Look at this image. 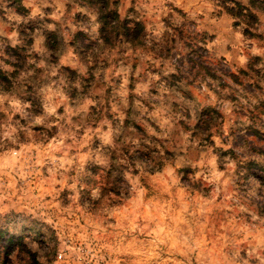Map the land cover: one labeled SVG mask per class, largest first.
Here are the masks:
<instances>
[{
    "label": "rangeland",
    "instance_id": "obj_1",
    "mask_svg": "<svg viewBox=\"0 0 264 264\" xmlns=\"http://www.w3.org/2000/svg\"><path fill=\"white\" fill-rule=\"evenodd\" d=\"M110 7L0 0V264H264V0Z\"/></svg>",
    "mask_w": 264,
    "mask_h": 264
},
{
    "label": "trees",
    "instance_id": "obj_2",
    "mask_svg": "<svg viewBox=\"0 0 264 264\" xmlns=\"http://www.w3.org/2000/svg\"><path fill=\"white\" fill-rule=\"evenodd\" d=\"M89 2L90 5L94 6V11L96 14V22L98 24L99 32H107L110 28L113 29L114 32H118L120 34V40H128L130 32L128 30L129 26L126 22H120L118 19L117 12L115 8L110 7L111 4H115L117 0H85ZM240 12L247 17H251V13L246 9L247 7H243L239 3H236ZM234 15H239L234 13ZM204 120V119H203Z\"/></svg>",
    "mask_w": 264,
    "mask_h": 264
},
{
    "label": "built area",
    "instance_id": "obj_3",
    "mask_svg": "<svg viewBox=\"0 0 264 264\" xmlns=\"http://www.w3.org/2000/svg\"><path fill=\"white\" fill-rule=\"evenodd\" d=\"M56 258H57V259H60V258H61V253H57V254H56Z\"/></svg>",
    "mask_w": 264,
    "mask_h": 264
}]
</instances>
